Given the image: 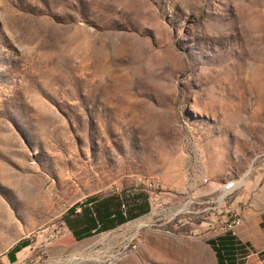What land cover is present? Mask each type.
<instances>
[{
	"label": "rangeland",
	"instance_id": "rangeland-1",
	"mask_svg": "<svg viewBox=\"0 0 264 264\" xmlns=\"http://www.w3.org/2000/svg\"><path fill=\"white\" fill-rule=\"evenodd\" d=\"M263 154L264 0H0V264H217L234 217L258 249ZM106 198L149 210L76 241Z\"/></svg>",
	"mask_w": 264,
	"mask_h": 264
},
{
	"label": "trees",
	"instance_id": "trees-1",
	"mask_svg": "<svg viewBox=\"0 0 264 264\" xmlns=\"http://www.w3.org/2000/svg\"><path fill=\"white\" fill-rule=\"evenodd\" d=\"M109 202L110 200L106 198L98 202V205L94 206L95 209L84 207L79 214L82 226L72 231V236L76 241L89 238L96 233L114 229L146 214L149 210L146 202L137 206L136 211L132 207L127 210L123 205H118L117 209H110ZM69 211L71 214H75L74 210L70 209ZM207 244L214 252L217 264H237L236 257L241 250V246L234 241V237L231 234L208 241Z\"/></svg>",
	"mask_w": 264,
	"mask_h": 264
},
{
	"label": "crops",
	"instance_id": "crops-1",
	"mask_svg": "<svg viewBox=\"0 0 264 264\" xmlns=\"http://www.w3.org/2000/svg\"><path fill=\"white\" fill-rule=\"evenodd\" d=\"M260 165V163L257 164V166ZM259 167V166H258ZM261 169V167H260ZM264 169H261L260 171H263ZM264 175V172H263ZM243 216L245 217L244 219L249 221V222H255L258 228L260 226H264V209L262 210H253L252 206L248 207L246 209V212H244ZM233 236V235H232ZM234 237V236H233ZM65 240V239H64ZM234 241L237 243L236 239L234 238ZM260 243H264V240ZM239 246L244 245L245 249L248 251L247 257L249 256V253L251 256H259L263 257L264 256V246L258 247V249L253 248L250 244H238ZM261 245V244H259ZM243 247V246H242ZM28 248V243L25 240L19 241L17 244L12 246L5 254L4 258L1 260L2 264H17L21 261V253L23 250Z\"/></svg>",
	"mask_w": 264,
	"mask_h": 264
},
{
	"label": "built area",
	"instance_id": "built-area-1",
	"mask_svg": "<svg viewBox=\"0 0 264 264\" xmlns=\"http://www.w3.org/2000/svg\"><path fill=\"white\" fill-rule=\"evenodd\" d=\"M260 161V165L262 168H264V154L263 156H261V159L259 160ZM207 181L204 179L202 180V183H206ZM232 188V186H225L224 187V190H228ZM243 221L239 218H232L227 226V231L228 232H231L232 235H234V231L236 229H238L241 225H242Z\"/></svg>",
	"mask_w": 264,
	"mask_h": 264
},
{
	"label": "bare ground",
	"instance_id": "bare-ground-1",
	"mask_svg": "<svg viewBox=\"0 0 264 264\" xmlns=\"http://www.w3.org/2000/svg\"><path fill=\"white\" fill-rule=\"evenodd\" d=\"M232 187H234V185H232ZM229 190V189H228ZM228 190H225V191H228Z\"/></svg>",
	"mask_w": 264,
	"mask_h": 264
}]
</instances>
